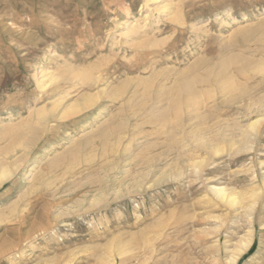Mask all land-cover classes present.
<instances>
[{
    "label": "rangeland",
    "instance_id": "rangeland-1",
    "mask_svg": "<svg viewBox=\"0 0 264 264\" xmlns=\"http://www.w3.org/2000/svg\"><path fill=\"white\" fill-rule=\"evenodd\" d=\"M5 170L0 264H264V0H0Z\"/></svg>",
    "mask_w": 264,
    "mask_h": 264
},
{
    "label": "bare ground",
    "instance_id": "bare-ground-1",
    "mask_svg": "<svg viewBox=\"0 0 264 264\" xmlns=\"http://www.w3.org/2000/svg\"><path fill=\"white\" fill-rule=\"evenodd\" d=\"M86 77V76H85ZM50 79H51V81H55V80H57V78H55L54 80H53V77L52 76H50L49 77ZM80 78V77H79ZM48 79V78H47ZM90 81V80H86V83H88V82ZM92 81V80H91ZM43 84V83H42ZM92 84V83H91ZM90 84V85H91ZM94 84V83H93ZM40 85V84H39ZM46 85V84H45ZM181 86H177V89L178 88H180ZM126 87H123V89H125ZM122 89V87L121 86H119V88H117L116 90H113L111 93H110V96L114 93V94H116L117 95V93L118 92H120V91H122L121 90ZM167 89V88H166ZM165 92V91H164ZM192 95V94H191ZM191 95L190 96H188V97H191ZM113 97H114V95H112ZM180 97V96H179ZM187 97V98H188ZM99 98V97H98ZM181 98H182V96H181ZM180 99V98H179ZM191 99V98H190ZM189 99V100H190ZM194 99V98H193ZM177 100V99H176ZM187 100V99H186ZM189 100H188V102H189ZM75 101V100H74ZM72 102L73 104L71 105V104H69L70 105V107L67 109V110H65V111H63V113L61 114V117L60 118H62V119H65V118H68L69 116H71V115H75V114H79V113H82L83 111H86L87 109H89L90 107H92L95 103H96V101H97V98H94V96L93 95H89V94H87V95H81V97L78 99V100H76L75 102ZM178 101H180V100H178ZM184 101V100H183ZM194 101V100H193ZM192 100H191V102H193ZM185 102V101H184ZM176 104H177V101L175 102ZM181 104H184V103H181ZM180 107V106H179ZM45 108V107H44ZM51 109H54V105H53V108H51ZM51 109L49 108V109H39V110H37V112H36V114H35V116H37V118L38 119H45L46 120V118H47V116H49L50 114H51ZM36 120V119H35ZM115 121V120H114ZM114 121H112L113 123H112V125L110 126L112 129H114V128H117L118 126H119V124L117 125L116 123H118V121L116 122V123H114ZM124 124V123H123ZM108 125V124H107ZM122 125V124H121ZM104 129V128H103ZM108 136H109V132L107 131V130H100L98 133H96L95 135H94V137L92 136V138L93 139H99V140H106L107 138H108ZM92 138H90V139H85L82 143H80V145L82 146V145H89V144H91V139ZM119 138V137H118ZM82 141V140H81ZM118 144V143H117ZM115 146V145H114ZM118 146V145H117ZM72 152L71 153H69V157H71L72 155H70V154H74V156H76L77 154V152H78V150L77 149H72L71 150ZM68 158V157H67ZM18 164V163H17ZM57 164L56 163H52V164H50V168H52V167H54V166H56ZM36 166V165H35ZM49 166V165H48ZM45 167V166H44ZM11 168V167H10ZM49 168V167H48ZM47 169V168H46ZM34 171V167H32L31 168V171ZM6 175H9V171L8 170H5V171H2L1 173H0V180L2 179V178H5V176ZM37 189V188H36ZM215 191H217L223 198H225V196H224V189L223 188H218V189H216ZM35 192V191H34ZM219 194H217V195H219ZM219 195V196H220Z\"/></svg>",
    "mask_w": 264,
    "mask_h": 264
}]
</instances>
